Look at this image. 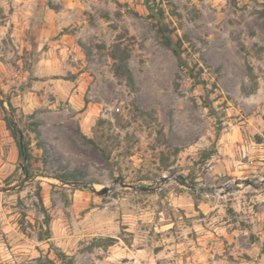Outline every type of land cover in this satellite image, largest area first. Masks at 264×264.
Wrapping results in <instances>:
<instances>
[{"label":"rangeland","instance_id":"374dc122","mask_svg":"<svg viewBox=\"0 0 264 264\" xmlns=\"http://www.w3.org/2000/svg\"><path fill=\"white\" fill-rule=\"evenodd\" d=\"M0 100V264H264V0H0Z\"/></svg>","mask_w":264,"mask_h":264},{"label":"trees","instance_id":"16d2710c","mask_svg":"<svg viewBox=\"0 0 264 264\" xmlns=\"http://www.w3.org/2000/svg\"><path fill=\"white\" fill-rule=\"evenodd\" d=\"M151 18H154L155 20V33L156 36L160 42V44L165 47L166 49H168L173 56L176 58L179 66H186V63L184 62L183 58H182V43L179 39L174 40L171 37V29H169L168 25L164 22V16H163V12L162 10L156 9V11H152L151 12ZM121 65H119L118 67H116V74L119 73ZM123 75L125 76L128 84L131 86L132 85V77L129 73V71L124 67V69L122 70ZM7 105L9 107V109L11 111H13V108L11 107L10 103L7 102ZM0 106L2 108V110H5L3 107V104L0 100ZM7 125L9 128L12 127V120L7 119L6 121ZM54 178H56L57 180L61 181V182H68L70 180H73V176H67V175H54ZM57 258L62 259L64 255L62 253H58L56 254Z\"/></svg>","mask_w":264,"mask_h":264},{"label":"water","instance_id":"95a60500","mask_svg":"<svg viewBox=\"0 0 264 264\" xmlns=\"http://www.w3.org/2000/svg\"><path fill=\"white\" fill-rule=\"evenodd\" d=\"M18 145H19L20 150L23 151L22 150V142H21V139L19 140ZM25 159H26V156L23 155V160H25ZM165 180H166V177L165 176H163L160 179L161 182H163ZM14 188L15 187L0 188V192H5V191H8V190H13ZM107 192H108V188L107 187H104V188L100 189V191H98V194L103 195V194H106Z\"/></svg>","mask_w":264,"mask_h":264},{"label":"crops","instance_id":"0c3cea01","mask_svg":"<svg viewBox=\"0 0 264 264\" xmlns=\"http://www.w3.org/2000/svg\"><path fill=\"white\" fill-rule=\"evenodd\" d=\"M86 112V111H85ZM85 112L83 113L85 115Z\"/></svg>","mask_w":264,"mask_h":264}]
</instances>
